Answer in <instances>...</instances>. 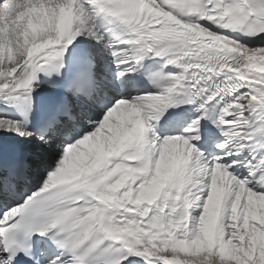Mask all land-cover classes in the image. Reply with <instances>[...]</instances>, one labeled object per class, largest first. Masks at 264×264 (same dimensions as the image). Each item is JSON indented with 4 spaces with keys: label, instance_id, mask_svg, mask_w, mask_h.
Returning a JSON list of instances; mask_svg holds the SVG:
<instances>
[{
    "label": "snow or ice",
    "instance_id": "snow-or-ice-1",
    "mask_svg": "<svg viewBox=\"0 0 264 264\" xmlns=\"http://www.w3.org/2000/svg\"><path fill=\"white\" fill-rule=\"evenodd\" d=\"M0 264H264V0H0Z\"/></svg>",
    "mask_w": 264,
    "mask_h": 264
}]
</instances>
